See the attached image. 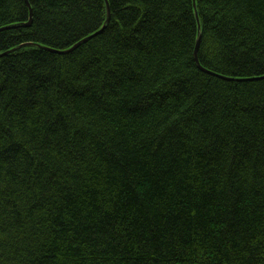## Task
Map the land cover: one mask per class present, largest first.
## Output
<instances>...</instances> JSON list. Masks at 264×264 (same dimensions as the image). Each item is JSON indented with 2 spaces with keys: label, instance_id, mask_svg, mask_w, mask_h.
<instances>
[{
  "label": "trees",
  "instance_id": "obj_1",
  "mask_svg": "<svg viewBox=\"0 0 264 264\" xmlns=\"http://www.w3.org/2000/svg\"><path fill=\"white\" fill-rule=\"evenodd\" d=\"M106 1L0 0V264H264V0Z\"/></svg>",
  "mask_w": 264,
  "mask_h": 264
},
{
  "label": "water",
  "instance_id": "obj_2",
  "mask_svg": "<svg viewBox=\"0 0 264 264\" xmlns=\"http://www.w3.org/2000/svg\"><path fill=\"white\" fill-rule=\"evenodd\" d=\"M105 1H106V0H105ZM193 3H194V5H195V0H194ZM106 12H107V18H106L105 23L108 22V20H109V18H110L109 6H108L107 1H106ZM196 19H197V17H196ZM197 21H198V19H197ZM29 23H30V19H29V22L26 23V24H24V25L27 26V25H29ZM105 26H106V24H104V25L102 26V28H101L100 30H98V32H100L101 30H103V29L105 28ZM199 39H200V36H198V37H197V40H196L197 42H196V46H195V49H194V52H195V53H197L196 50H197V47H198L199 42H200ZM195 60H197L196 57H195Z\"/></svg>",
  "mask_w": 264,
  "mask_h": 264
}]
</instances>
